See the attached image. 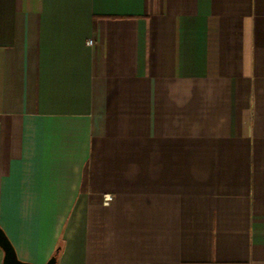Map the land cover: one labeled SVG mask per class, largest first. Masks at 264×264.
<instances>
[{
  "label": "crops",
  "instance_id": "obj_1",
  "mask_svg": "<svg viewBox=\"0 0 264 264\" xmlns=\"http://www.w3.org/2000/svg\"><path fill=\"white\" fill-rule=\"evenodd\" d=\"M0 227L31 264H264V0H0Z\"/></svg>",
  "mask_w": 264,
  "mask_h": 264
},
{
  "label": "water",
  "instance_id": "obj_2",
  "mask_svg": "<svg viewBox=\"0 0 264 264\" xmlns=\"http://www.w3.org/2000/svg\"><path fill=\"white\" fill-rule=\"evenodd\" d=\"M0 249L3 252L2 264H31L25 261H21L18 259L17 254L12 246L10 240L7 235L0 227ZM59 252V248H57L54 254L46 261L45 264H56V256Z\"/></svg>",
  "mask_w": 264,
  "mask_h": 264
},
{
  "label": "built area",
  "instance_id": "obj_3",
  "mask_svg": "<svg viewBox=\"0 0 264 264\" xmlns=\"http://www.w3.org/2000/svg\"><path fill=\"white\" fill-rule=\"evenodd\" d=\"M87 44L90 45L91 41H87ZM112 201V196L110 194H104L102 197V203L103 205L107 206L110 204V202Z\"/></svg>",
  "mask_w": 264,
  "mask_h": 264
}]
</instances>
